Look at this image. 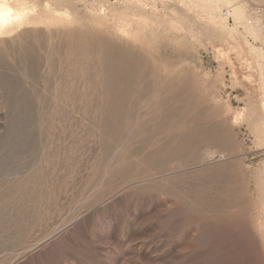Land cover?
<instances>
[{
	"label": "rangeland",
	"instance_id": "rangeland-1",
	"mask_svg": "<svg viewBox=\"0 0 264 264\" xmlns=\"http://www.w3.org/2000/svg\"><path fill=\"white\" fill-rule=\"evenodd\" d=\"M14 1L0 264H264V0Z\"/></svg>",
	"mask_w": 264,
	"mask_h": 264
},
{
	"label": "bare ground",
	"instance_id": "bare-ground-1",
	"mask_svg": "<svg viewBox=\"0 0 264 264\" xmlns=\"http://www.w3.org/2000/svg\"><path fill=\"white\" fill-rule=\"evenodd\" d=\"M208 1L211 5H217L219 3L229 4V7L231 8L232 14L234 15V17L240 18L242 16L241 8L239 6H235V4H232V0H208ZM27 13L28 12L26 11V8H24L20 3H17V1L0 0V37L4 36L5 34H8L9 32H12L13 30L20 28L24 24H26V22L28 21V14ZM217 212H219V211H217ZM222 214L217 215V217H215V218L221 219V222H222V220H223V222H227L224 220L232 221L233 218H235L233 213H230V211L227 212V211H225V209H224V212ZM229 224H230V222L226 226H228ZM213 228H214V230L216 229L215 227H212V229ZM230 228L231 227L228 228V232L231 231V230H229ZM217 229H219V228H217ZM217 229H216V231H218ZM224 229H226V228L224 227ZM222 230L220 232H222Z\"/></svg>",
	"mask_w": 264,
	"mask_h": 264
}]
</instances>
